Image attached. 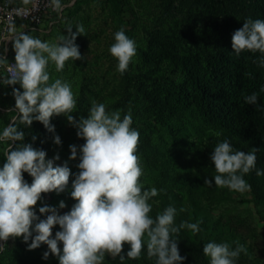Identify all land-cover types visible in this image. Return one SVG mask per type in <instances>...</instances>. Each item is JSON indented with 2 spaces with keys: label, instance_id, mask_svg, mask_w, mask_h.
Listing matches in <instances>:
<instances>
[{
  "label": "rangeland",
  "instance_id": "1",
  "mask_svg": "<svg viewBox=\"0 0 264 264\" xmlns=\"http://www.w3.org/2000/svg\"><path fill=\"white\" fill-rule=\"evenodd\" d=\"M259 1L264 4V0ZM69 2L50 32L28 34L55 42L58 35H67L65 28L69 24L73 32L76 25L84 27L85 34H78L75 40L84 59L66 61L64 70L59 73L52 63L47 70L52 80L63 78L70 83L77 99V108L71 113L76 119L87 117L92 101L104 103L108 111L122 110V117L131 111V127L140 133L136 153L143 168L140 181L144 189L164 190L149 201L153 205L150 215L155 218L157 212L173 206L178 213L177 225L181 221H201L198 234L193 235L186 229L179 233L182 241L179 252L185 257L181 264H209L202 248L210 241L228 242L232 247L238 241L247 247V255L241 253L236 264H264V196L252 189L241 193L218 188L214 182L212 186L204 184L205 177L212 179L216 175L210 155L218 142L228 139L241 151L247 149L248 143L222 125L217 112L211 117L202 115L193 84L196 80L206 88L210 105L215 109L222 91L231 88L235 103L246 112L253 105L246 104L244 97L253 92L260 94L259 88L264 86V67L253 63L258 60L256 53L244 51L236 56L232 52L231 36L236 30L233 27L221 23L219 32L210 34V25L203 20L204 12L215 11L214 15L218 16L219 11L206 0ZM121 27L137 46L136 56L123 74L117 72L118 61L109 53L114 33ZM11 55L15 56L13 46ZM210 70L215 72L216 79L208 83L204 74ZM13 87L19 89L20 85L0 84V132L13 120L22 130L13 110ZM262 96L264 99V92ZM154 104L161 107L163 119ZM50 123L54 125V133L48 132L39 121H33L28 127L38 140L34 147L45 150L48 159L58 154L60 158L54 164L67 161L71 172L77 173L79 147L77 158L68 159L69 145L80 146L84 139L76 136V129L63 114L53 116ZM54 135L60 137V145L53 142ZM9 143L0 142V167L5 162L4 152ZM73 178L70 176L65 191L42 194V200L35 206L37 215H40V206L58 208L61 200L66 207L58 208V212L63 214L70 210L76 203L70 196ZM181 207L187 211L180 212ZM58 230V225L53 227V236ZM0 244L4 245L0 250V264H59L51 254L46 260L42 258L48 250L46 244L28 250L22 237H10ZM128 250L129 245L124 244L125 255ZM104 264H120V261L118 257L113 259L106 255ZM124 264H154V260H149L145 251L139 259H126Z\"/></svg>",
  "mask_w": 264,
  "mask_h": 264
},
{
  "label": "clouds",
  "instance_id": "2",
  "mask_svg": "<svg viewBox=\"0 0 264 264\" xmlns=\"http://www.w3.org/2000/svg\"><path fill=\"white\" fill-rule=\"evenodd\" d=\"M49 6L54 12L63 8L61 0H50ZM75 27L73 32L69 24L65 28L67 35H58L55 42L42 41L24 31L15 33L11 40L15 62L8 69L9 75L0 78V84L20 85L19 89L13 87L11 93L16 119L26 127L39 121L48 132L54 133L50 120L63 114L76 129V136L85 142L80 146L69 145L68 159L77 158L79 147L76 165L79 171L73 174L67 161L54 164L60 158L58 154L48 159L45 150L25 143V132L18 128L16 120L3 128L0 142L10 143L0 167V241L22 237L28 250L46 244L48 250L42 258L46 260L51 254L59 264H104L106 255L118 257L120 264H124L126 259H139L145 251L154 264H181L185 257L179 252V233L186 229L198 234L201 221H181L177 225L178 213L173 206L157 212L155 218L150 215L153 205L149 201L164 190L144 189L140 181L143 168L136 154L140 133L131 127V111L122 117V110L108 111L104 103L92 101L87 117L76 119L71 115L77 108V99L70 83L50 77L47 70L50 63L59 73L66 61L84 59L75 40L78 34H85V29L82 25ZM231 48L236 56L244 51L259 52L260 58L253 63L264 67V19L245 18L242 27L232 33ZM109 53L118 61L117 72L127 71L137 46L123 27L114 33ZM8 63L0 55V66ZM260 91L264 92V86ZM257 100L256 92L244 97L246 104L256 105ZM31 139L35 141L37 137L32 135ZM53 142L60 145V137L54 135ZM257 151L238 150L228 139L218 142L210 155L216 175L212 179L205 177L204 184L212 186L214 182L218 188L250 191L244 176L253 169L256 175H264V169L256 168ZM23 173L32 178L31 183ZM70 176H74L70 196L76 203L63 214L58 212V208L66 207L63 200L58 208L44 204L37 215L35 206L42 200V194L65 191ZM179 211L187 209L181 207ZM57 225L60 230L53 236L52 229ZM124 244L129 245L126 255ZM3 246L0 244V250ZM202 251L209 264H236L241 253H248L247 247L238 241L235 247L228 242L210 241L203 245Z\"/></svg>",
  "mask_w": 264,
  "mask_h": 264
},
{
  "label": "trees",
  "instance_id": "3",
  "mask_svg": "<svg viewBox=\"0 0 264 264\" xmlns=\"http://www.w3.org/2000/svg\"><path fill=\"white\" fill-rule=\"evenodd\" d=\"M207 2L215 5L219 11L218 16L214 15L215 11H205L203 20L206 25H210V34L219 32L220 24L223 23L226 26L233 27L236 30L242 27L243 20L245 18L252 19H264V4L259 0H206ZM192 6V4H191ZM199 10L198 8H195ZM220 21V22H219ZM162 40L166 38L161 35V32H157ZM212 38L209 36L208 40L211 42ZM257 59L260 58L261 54L256 52ZM148 63H151L150 59L147 58ZM263 68V67H262ZM205 80L210 83L216 79V74L213 70L207 71L204 74ZM196 87V100L199 111L205 117H211L217 112L218 119L222 125L229 127L230 131L237 137H240L244 142L248 143L247 149L244 152H248L251 148L258 149L257 155V169H264V99L263 92L260 91L258 94L257 104L253 105L246 112H242L235 102L234 92L231 88H226L222 91L221 101L214 106L210 105L208 99V93L206 88L199 84L196 80L193 81ZM158 116L163 119V112L161 107L155 105ZM22 131L25 132V143H32L33 147L36 145L38 140L32 141V134L28 127L20 124ZM26 181L31 183L32 178L27 174L23 173ZM244 178L248 181L253 192H258L264 196V175H256V169H253L250 173L246 174ZM182 245V241L178 239V247ZM185 250H191L188 246H183Z\"/></svg>",
  "mask_w": 264,
  "mask_h": 264
},
{
  "label": "built area",
  "instance_id": "4",
  "mask_svg": "<svg viewBox=\"0 0 264 264\" xmlns=\"http://www.w3.org/2000/svg\"><path fill=\"white\" fill-rule=\"evenodd\" d=\"M50 0H30L29 3L0 0V55L9 62L0 66V78L9 75V67L14 63L11 55L12 38L15 33H48L62 18L69 0H61L63 8L54 12L49 6Z\"/></svg>",
  "mask_w": 264,
  "mask_h": 264
}]
</instances>
